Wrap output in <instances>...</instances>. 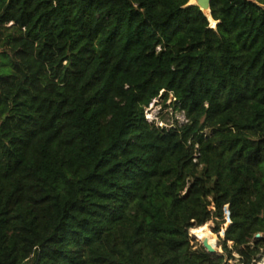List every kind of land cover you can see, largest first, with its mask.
Here are the masks:
<instances>
[{
  "label": "trees",
  "instance_id": "1",
  "mask_svg": "<svg viewBox=\"0 0 264 264\" xmlns=\"http://www.w3.org/2000/svg\"><path fill=\"white\" fill-rule=\"evenodd\" d=\"M189 2L0 0V264L264 258V0Z\"/></svg>",
  "mask_w": 264,
  "mask_h": 264
},
{
  "label": "rangeland",
  "instance_id": "2",
  "mask_svg": "<svg viewBox=\"0 0 264 264\" xmlns=\"http://www.w3.org/2000/svg\"><path fill=\"white\" fill-rule=\"evenodd\" d=\"M210 27H212L211 21H209ZM214 28V27H212ZM173 98L169 95V99L164 103L161 98L154 99L148 107L145 109L144 115L149 123H155L160 127L170 128L173 125H181L185 123L184 114L175 111L171 106ZM226 223L219 234L214 233L215 224L210 221L202 227L192 229L190 231V236L195 239V241L202 245V240L206 239L208 242L214 246L215 243L219 244V239L223 238L224 229L229 225V220L227 218V213L225 215ZM204 227V228H203ZM203 228V229H202ZM200 236V237H199ZM228 246H232V243H228ZM217 252L222 253L221 248L217 247ZM235 261H230L233 264Z\"/></svg>",
  "mask_w": 264,
  "mask_h": 264
},
{
  "label": "water",
  "instance_id": "3",
  "mask_svg": "<svg viewBox=\"0 0 264 264\" xmlns=\"http://www.w3.org/2000/svg\"><path fill=\"white\" fill-rule=\"evenodd\" d=\"M211 1L212 0H197V3H190L189 2V5L190 6H197L202 12L203 14L207 17L208 19V16L206 15V11H208L209 13V16L211 17V11H210V4H211ZM212 18V17H211ZM209 20V19H208ZM213 20V19H212ZM216 26V25H215ZM5 118V116L3 117V119ZM257 238L260 237V235H257L256 236ZM202 246L209 252V253H216L217 252V243H215L214 246H212L208 240H204L202 241ZM264 264V263H263Z\"/></svg>",
  "mask_w": 264,
  "mask_h": 264
},
{
  "label": "bare ground",
  "instance_id": "4",
  "mask_svg": "<svg viewBox=\"0 0 264 264\" xmlns=\"http://www.w3.org/2000/svg\"><path fill=\"white\" fill-rule=\"evenodd\" d=\"M190 3H197V0H190ZM205 13H206V15L208 16L209 21H211L212 27H215L216 22H215L214 20H212V18L209 16L208 11H206ZM203 228H204V227H203ZM203 228H202V229H203ZM199 237H200V236H199ZM204 240H206V239H204ZM204 240H202V241H204Z\"/></svg>",
  "mask_w": 264,
  "mask_h": 264
},
{
  "label": "built area",
  "instance_id": "5",
  "mask_svg": "<svg viewBox=\"0 0 264 264\" xmlns=\"http://www.w3.org/2000/svg\"><path fill=\"white\" fill-rule=\"evenodd\" d=\"M263 263H264V258L260 262H258L257 264H263Z\"/></svg>",
  "mask_w": 264,
  "mask_h": 264
}]
</instances>
